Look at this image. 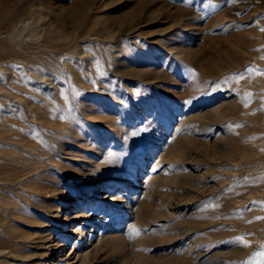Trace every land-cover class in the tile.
I'll return each instance as SVG.
<instances>
[{"label":"rangeland","instance_id":"1","mask_svg":"<svg viewBox=\"0 0 264 264\" xmlns=\"http://www.w3.org/2000/svg\"><path fill=\"white\" fill-rule=\"evenodd\" d=\"M104 183L84 264H260L264 0H0V264Z\"/></svg>","mask_w":264,"mask_h":264},{"label":"bare ground","instance_id":"2","mask_svg":"<svg viewBox=\"0 0 264 264\" xmlns=\"http://www.w3.org/2000/svg\"><path fill=\"white\" fill-rule=\"evenodd\" d=\"M43 51H46V50H43ZM38 78L44 79V77H42V76L38 77ZM96 155H99V154L97 153ZM77 172L80 173L79 171H77ZM78 175L80 176V174H78ZM129 185H132V182H130V181H128L126 183L121 182L122 187H124V186L126 187ZM26 186L27 185H25V187ZM113 186H114L113 184H106V183L99 184L96 188H93L94 189L93 191L95 192V194H94V192L89 194L90 196L87 197V200H85V201L83 200V198H80V197H69L68 198L69 200H67V201H75L74 206H71V208H69V210L68 209L66 210V201H62V203L57 204L53 208H52V206L44 207L43 205L35 206V208L32 207V209L41 210V213H43L42 218L36 216V214H37L36 212L35 213L33 212L32 214H30V211H29L30 207L29 206H31V203L26 201V200H28L29 197H27L25 194V197H27V198H25L23 196V198L26 199V200H24V202L26 201L25 205L27 206V203H29V204H28V208L23 206V207H25L26 211L22 207L23 212L25 213L24 218L26 220L32 219L33 221H35L36 222L35 224L38 225L36 227H38V229H40V231H39L40 234L37 236L21 235L20 237L22 238V241H24L23 246L25 243H29L32 246L36 245L35 247H37V248L38 247L42 248V247L47 246V245H49V248H56L58 245H60L63 242H65L66 246H69V244L71 242V246L69 247V250L71 251L70 256L75 257V259L77 260V262H76L77 264H84L85 259H86V254H84V251L86 249H88L89 247H91V245L95 244L94 241L91 242V240L94 239V237H93L94 234H96L98 232V230L101 229L102 225L104 223L106 224L108 221V219H107L108 215L101 214V216L98 218L97 222L95 224L91 225L92 224V221H91L92 218H94V216L96 214H98L100 209L105 207V205H106L104 200H102L100 198L101 195L98 192H100L102 189L108 193L109 189H112ZM43 189L45 190V188H43ZM44 190L40 191L41 193H39V194H43L42 196H45L44 199H48V197H46L47 194H46V192H44ZM35 193H36V191H35ZM145 193H142L140 196H138L139 198H137V196L131 198L128 201V203L126 202L127 203L126 206H128L129 209H131L133 207H136L137 205H140L145 200V199L142 200L141 197L147 196ZM32 194H33V191L31 192V195ZM39 194H38V196H39ZM30 199L32 200V196L30 197ZM121 199L122 198H120L118 195H116L114 197V199H112L115 204H112L113 202L112 203L109 202L110 210L113 209L114 205L116 206V203L118 201H121ZM63 207L65 209H63V211H62L61 209ZM70 211H72L71 214H70ZM62 212H64V213H62ZM110 212H112V211H110ZM59 218H63L65 221L63 224L64 227L62 226V230H61L62 234L57 235L56 237L52 238V234L54 232V231H52L53 229H51L52 224H55L59 220ZM72 221H73V223H72ZM56 226H58V225H56ZM65 226H67V227L65 228ZM87 226L89 227L88 229H87ZM100 241L102 242V245H103V242L107 243V241H109V238L102 236ZM90 242H91V244H90ZM30 248H34V247H30ZM63 256L64 257L61 260H58L59 263L68 264V261L70 259L69 258L66 259L67 253L64 250H63ZM64 261H67V262H64Z\"/></svg>","mask_w":264,"mask_h":264},{"label":"snow or ice","instance_id":"3","mask_svg":"<svg viewBox=\"0 0 264 264\" xmlns=\"http://www.w3.org/2000/svg\"><path fill=\"white\" fill-rule=\"evenodd\" d=\"M260 255L262 257L260 264H264V253H261Z\"/></svg>","mask_w":264,"mask_h":264}]
</instances>
